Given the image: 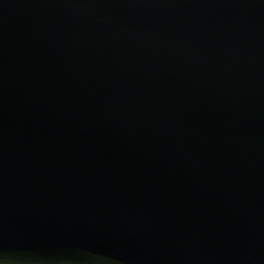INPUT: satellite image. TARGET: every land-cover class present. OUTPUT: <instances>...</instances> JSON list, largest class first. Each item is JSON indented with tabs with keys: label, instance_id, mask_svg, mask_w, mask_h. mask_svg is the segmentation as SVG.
I'll list each match as a JSON object with an SVG mask.
<instances>
[{
	"label": "water",
	"instance_id": "95a60500",
	"mask_svg": "<svg viewBox=\"0 0 264 264\" xmlns=\"http://www.w3.org/2000/svg\"><path fill=\"white\" fill-rule=\"evenodd\" d=\"M0 264H264V0H0Z\"/></svg>",
	"mask_w": 264,
	"mask_h": 264
}]
</instances>
